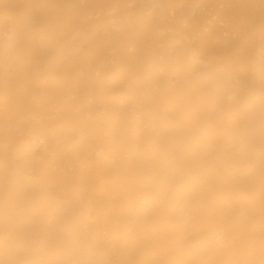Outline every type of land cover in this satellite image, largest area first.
Segmentation results:
<instances>
[{
  "label": "bare ground",
  "instance_id": "bare-ground-1",
  "mask_svg": "<svg viewBox=\"0 0 264 264\" xmlns=\"http://www.w3.org/2000/svg\"><path fill=\"white\" fill-rule=\"evenodd\" d=\"M0 264H264V0H0Z\"/></svg>",
  "mask_w": 264,
  "mask_h": 264
}]
</instances>
